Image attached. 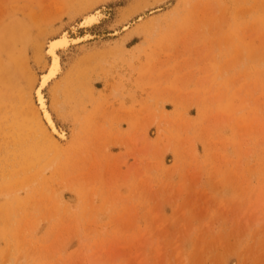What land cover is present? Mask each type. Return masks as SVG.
Returning a JSON list of instances; mask_svg holds the SVG:
<instances>
[{
	"label": "rangeland",
	"instance_id": "1",
	"mask_svg": "<svg viewBox=\"0 0 264 264\" xmlns=\"http://www.w3.org/2000/svg\"><path fill=\"white\" fill-rule=\"evenodd\" d=\"M0 264H264V0H0Z\"/></svg>",
	"mask_w": 264,
	"mask_h": 264
},
{
	"label": "bare ground",
	"instance_id": "2",
	"mask_svg": "<svg viewBox=\"0 0 264 264\" xmlns=\"http://www.w3.org/2000/svg\"><path fill=\"white\" fill-rule=\"evenodd\" d=\"M146 15L145 10L140 11L136 14V19L140 21ZM106 16V15H105ZM104 17V9H94L90 12L85 13L81 16L76 26L71 28V33L63 31L59 36L49 39L44 44V57L47 61L45 71L37 76L35 79L33 89L31 92L32 100L36 108L37 123L44 137L55 145H59L61 142L68 140V133L65 128L60 127L50 111L48 106L47 90L49 86L57 81L62 76L66 68V61L63 56L78 46L82 52H88L96 47V42L89 43L88 41L93 40V33L89 30L94 26L98 25ZM132 19H128L123 25V30L126 29V25H130ZM81 30V33L79 31ZM65 37L67 40L65 41ZM65 41L62 46L52 49L51 45L53 42ZM101 45V44H99ZM98 45V46H99ZM74 50V49H73ZM67 59V58H66ZM55 68V71H54ZM48 76L50 79L44 82V78ZM43 96L44 107H41L40 97ZM46 108V112H45ZM48 117H51V123L48 122ZM130 124V121L128 120ZM141 127V126H140ZM143 128V127H142Z\"/></svg>",
	"mask_w": 264,
	"mask_h": 264
},
{
	"label": "snow or ice",
	"instance_id": "3",
	"mask_svg": "<svg viewBox=\"0 0 264 264\" xmlns=\"http://www.w3.org/2000/svg\"><path fill=\"white\" fill-rule=\"evenodd\" d=\"M66 40H67V37H65V41ZM65 41L53 42L52 45H51V48L54 50L57 47L62 46ZM54 71H55V68H54ZM48 79H50V77L46 76L44 78V82L46 83ZM40 104H41V107H44V99H43V96L42 95L40 97ZM45 112H46V108H45ZM48 122L51 123V117H48Z\"/></svg>",
	"mask_w": 264,
	"mask_h": 264
}]
</instances>
